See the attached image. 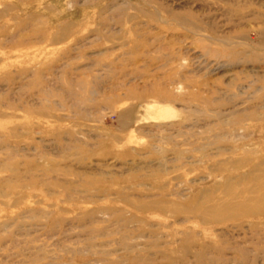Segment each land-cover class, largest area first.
Returning a JSON list of instances; mask_svg holds the SVG:
<instances>
[{
  "label": "rangeland",
  "instance_id": "1",
  "mask_svg": "<svg viewBox=\"0 0 264 264\" xmlns=\"http://www.w3.org/2000/svg\"><path fill=\"white\" fill-rule=\"evenodd\" d=\"M263 199L264 0H0V264H264Z\"/></svg>",
  "mask_w": 264,
  "mask_h": 264
},
{
  "label": "bare ground",
  "instance_id": "2",
  "mask_svg": "<svg viewBox=\"0 0 264 264\" xmlns=\"http://www.w3.org/2000/svg\"><path fill=\"white\" fill-rule=\"evenodd\" d=\"M258 168V167H257ZM257 168L255 169V170H257ZM257 190H259V189H257ZM264 200V199H263Z\"/></svg>",
  "mask_w": 264,
  "mask_h": 264
}]
</instances>
